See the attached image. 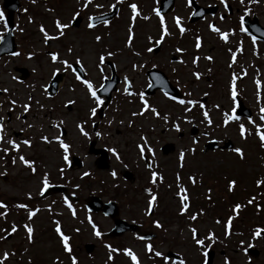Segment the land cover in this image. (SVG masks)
Here are the masks:
<instances>
[{"label": "rangeland", "instance_id": "rangeland-1", "mask_svg": "<svg viewBox=\"0 0 264 264\" xmlns=\"http://www.w3.org/2000/svg\"><path fill=\"white\" fill-rule=\"evenodd\" d=\"M21 1V8L15 16L17 36L15 38L20 55L6 56L0 62V87H7L9 90V95H1L0 100L14 98L18 104H21L26 101L27 96L33 97L31 110L26 117H22L21 120L16 119L21 112L17 107L13 111L12 119L6 121L5 127L8 135L18 142L21 141L20 138L32 141L30 148L21 145L20 154L35 161L37 171L33 174L18 160L16 165H12L11 158L16 153L11 150L4 160H0V172L7 169V177H0V201L8 205L6 216L0 217V229H9L13 223L18 226L15 234L0 241V252L5 250L15 252V256L6 264H29V260L31 264H57V258L59 264H71L69 254L64 252L59 237L54 231V221L57 220L61 224L62 231L70 237L71 255L77 258L79 264H132L130 258L123 255L122 251L115 253L113 261L108 262V250L104 247L105 244L117 249L131 248L139 257L140 264H161L158 258L152 257L145 251V245L149 241L137 239L136 237L140 236L138 233L126 231L119 236L109 235L113 220L102 212L91 213L85 208V202L92 195H100L104 201L115 199L123 218L130 222H140L142 232L146 231L144 228H149V231L155 234L154 244L157 250L166 253L175 252L186 260V264H202L203 259L201 250L192 242L188 231L189 225L197 227L201 237L209 230L215 233L217 240L214 249L218 253L215 264H224L225 256L229 258L231 264H248L249 257L251 264H264V238L252 241L254 247L259 248L257 256L251 253L245 254L240 245V241L243 240L244 246H247L255 228H264V185L257 187L255 183L257 179H264V166H262L264 150L260 148L255 126L248 124L247 116L238 114L241 117L240 121L230 122L227 126L222 124L223 114L230 112L233 106L229 95L233 73L240 77L236 82L238 96L244 106L251 110L252 119L257 124L261 123L258 117L259 107L264 105V43L257 38L253 45L252 35L240 31L236 22L243 11L237 9L230 16L223 8L218 13L217 20L214 16H209L198 25V29L188 32L189 27H186L185 22L188 15V10H185L186 1L180 0L183 9L178 8L177 13L170 15L169 21L166 20L169 35H166L165 40L156 46L159 50L150 54L145 49L153 47L154 42L161 35L159 20L152 12L156 0H129V3L138 5L141 16L150 17L148 21L140 17L135 20L131 50L125 47L131 16L129 3L123 6L119 20H115L109 28L89 30L85 27L86 20L83 24L67 30L63 38L45 44L38 30L39 26L43 24L50 35H55L54 20L58 17L62 22H68L73 12L81 10L83 0H64L61 10V6L58 8V0H36L35 3L31 0ZM236 1H238L237 6H241L239 0ZM114 2L116 0H93L89 11H97L99 8L95 7L96 4L109 8ZM245 2L247 3V0ZM1 3L2 0H0V11L4 12ZM251 10L252 15L259 16L264 23V0L251 4ZM221 15L224 16L222 21H220ZM175 16L182 18V25L187 29L184 35L177 33L178 28L173 22ZM29 17L32 19L31 23ZM209 23L215 24L222 31L231 30L228 41H221L218 34L208 28ZM194 31H199V35H193ZM4 32V23L0 22V34ZM96 35L102 37V42L94 40ZM149 36L152 37V42L147 39ZM195 36L201 38L200 49L195 47ZM241 45L242 52L237 53L236 62L231 63L229 49L235 51L237 46ZM68 47L73 48L71 56L66 53ZM177 48L183 51L176 52ZM51 51L58 52L60 59H68L69 62L79 55L87 74L86 78L91 80L97 89L106 77H111L110 66L106 64V60H110L109 64L116 65L121 82L113 93V100L104 108L103 116L100 117L98 113L94 118L89 116V108L95 105L71 71L65 73L56 95L51 99L47 97L41 86L48 84L54 68L61 67L50 61L47 53ZM106 51H111L114 55L106 58L101 73L96 67L97 56ZM28 52L34 53L31 59L27 58ZM135 52H139L140 55H134ZM196 56L200 59L194 66L191 60ZM206 56H211L212 61L204 59ZM180 60L184 63H179ZM133 64H143L144 67L134 70ZM153 65L163 70L172 84L179 87L180 93L183 94L182 99H193L203 103L204 110L209 112L213 123L208 125L204 121L203 110L198 106H193L191 111L185 112L184 108L187 105H180L168 99L158 88L149 95L144 94V97L151 106L158 109L161 116L168 114V123L165 124L150 112L133 117L131 113L139 112L142 107L138 94L144 93L149 88L151 82L147 77V71L154 68ZM16 66L26 67L32 72L31 76L21 84L12 79L16 73L14 70ZM174 68L175 72L172 71ZM193 71L201 73L199 80L192 76ZM125 76L131 81L129 91L135 95L129 96L123 92ZM255 79L261 81L259 102L256 98ZM188 93L191 95L189 96ZM204 93L208 95L205 96ZM67 99H73L76 103L70 108L66 107ZM37 100L44 105V109L38 107L35 103ZM217 104L220 105L219 108L214 107ZM9 107L10 105L5 102L3 114L7 119ZM236 107L238 108L237 100ZM61 120L64 123L59 129L51 127V123H59ZM93 120L97 121L98 125L94 126ZM109 120L112 121L111 125L108 124ZM130 120L131 126L128 123ZM85 121L84 128L89 133L87 137L75 127L76 123ZM173 122L180 125L181 132H176L172 128ZM240 123H243L247 129L244 139L239 134ZM26 124H32L33 127L27 128ZM193 125L198 126L200 131L199 141L196 144L192 142L195 136L190 133ZM21 128H23L22 132ZM96 132H100L101 136L97 137ZM205 132L208 135H204ZM21 133L23 134L18 136ZM42 135L49 137L50 140L53 136L60 135L70 144L69 160L71 155L80 157L83 162L82 167H75L70 171V164L66 165L61 159L62 150L58 143L46 144L40 139ZM141 135L146 137L148 146L154 151L153 156L152 153L147 152V149L145 150L149 162L154 164L153 169L146 166V160H143L136 148V145L141 143ZM211 139L218 140L220 145L231 143L232 146L204 150V145ZM93 141H98L103 149L106 148L109 168L101 169L97 166V160L103 162L105 159L101 152L98 154L90 152L91 148L98 149L96 144L92 145ZM168 142L174 143L175 150L170 154H163L161 147ZM2 147L8 145L0 144V148ZM234 147L243 148L245 152L243 161L231 151ZM108 148L117 150L120 155L119 161L108 151ZM192 148H195L194 153L188 151ZM181 150L185 152L182 168L179 166ZM3 155L4 153L0 152V156ZM60 168H64L63 176L58 171ZM113 170L117 173L115 178L110 174ZM153 170L163 176L162 182L150 183V173ZM85 171L90 175L82 177L81 173ZM126 171L132 172V180L131 176L128 178L123 176ZM44 172L49 173L50 184L71 181V192L75 195L69 201L76 211L75 217L71 215L61 196L50 195L41 198L38 195ZM177 174L180 176L179 183L187 189L190 197V209L184 216L178 214L180 205L176 196ZM189 176L196 178L195 185L189 181ZM230 179L237 181L235 191L232 193L227 190V182ZM76 185H79V188ZM147 188L158 197L150 216L144 214L149 199V193L145 191ZM209 188L211 193L208 192ZM29 192L32 193L31 200L27 198ZM209 195L211 199L207 198ZM252 196H256V202L248 205L247 200ZM18 203H28L29 208H38L39 212L29 222L26 210L15 207ZM236 203H240L243 207L232 221V235L225 237L224 226L227 218L233 215L232 207ZM256 203L260 205L259 211ZM49 205L51 211L48 210ZM201 209L204 214L199 215L197 221H188L187 215L199 213ZM88 216H91L103 233L101 238L93 235L86 219ZM157 219L163 224V229H157L152 223ZM217 220L220 223H216ZM142 222L146 225L143 226ZM24 223H31L34 228L35 242L32 244H29L24 229L20 227ZM77 228L79 232L75 231ZM0 235L3 233L0 232ZM221 250L224 253L221 254Z\"/></svg>", "mask_w": 264, "mask_h": 264}, {"label": "snow or ice", "instance_id": "snow-or-ice-1", "mask_svg": "<svg viewBox=\"0 0 264 264\" xmlns=\"http://www.w3.org/2000/svg\"><path fill=\"white\" fill-rule=\"evenodd\" d=\"M32 3H35L36 0H31ZM121 2V0H116V4H119ZM240 4L243 6L245 5V0H239ZM93 3V0H83V3L81 5V9H86L89 7V5H91ZM187 5H191L192 4V0H186ZM220 5L223 6L225 12L230 10V6L227 3V0H219ZM248 4H257L259 3V0H247ZM116 4L113 5H109V8H115ZM96 8H102L104 7L102 4H96L95 5ZM128 7L131 11V16H130V25L128 28V36H127V40H126V44L125 47H127L129 50H131L132 47V41L134 39V33H133V26L135 23V20L137 19V17L142 18L144 21H148L150 19L149 16L147 15H143L141 16V13L138 9V5L136 3H129ZM25 11H27L25 9ZM152 12L155 14V16L158 18L159 23H160V27H161V35L160 38L158 40H156L153 44V47H148L145 49V51L147 53L153 54L154 51H158V45H160L162 43V41L164 40V37L166 35H169L168 29L166 27V22H165V17L164 15H162L161 10L159 7H155L152 9ZM251 13V9L247 6H245L243 8V15L240 17V31L241 32H247L248 29L245 27L244 21L245 18ZM81 12L80 11H75L73 12L71 18L68 20V22H62L60 18H56L54 20V27L56 29V34L55 35H50L45 27L43 26V24H41L39 26V32L42 34L43 36V42L45 44H48L50 41H55L58 39L63 38L66 35V31L71 29L75 22H77L78 17L80 16ZM220 19L223 20L224 16L221 15ZM101 22L103 25L107 26L109 24V20L104 18V15L101 14L100 16H93V15H89L87 17V23L85 25V27L89 30H92L96 27V22ZM0 22L4 23V30L5 31H9V24L6 21L5 18V14L3 11H0ZM29 22H32L31 17H29ZM173 22L176 25V27L178 28L179 32L181 33V35L184 34V32L186 31V29L182 26V18L179 16H175L173 17ZM208 28L214 32L217 33L220 40L227 42L229 39V35H230V31H222L219 27H216L215 24L213 23H209L208 24ZM20 31H23V29H20ZM3 34H0V40H3ZM147 39L152 42V37L149 36L147 37ZM253 45H255L256 43V37L252 36L251 37ZM94 40L96 42H102V37L99 35H96L94 37ZM195 47L196 49H200L201 48V38L200 36L196 37V42H195ZM183 50L180 48L176 49V52H182ZM230 52V56H231V63H235L236 62V58H237V53L242 52V45L241 46H237L235 51H232L231 49H229ZM66 53L67 55L71 56L73 54V48L72 47H68L66 49ZM10 55L12 57H17L20 55L19 51H12L10 53ZM34 53L33 52H28L27 53V58L31 59L33 57ZM47 55L50 58V61L54 64V65H60L61 67H56L53 69L52 71V75L56 76L57 73L63 71L65 73L71 71L74 74L75 80L77 82H79L86 94L89 96V98L93 101L94 105L93 107H90L88 110V114L90 117H96L97 116V110L101 107V105L104 103V100L98 95V91L99 92H104L107 89V86L104 83H101L99 85V88L97 89L94 84L92 83L91 80H89L88 78H86L83 73H84V66H83V62L80 58L79 55H77L75 57V59L72 62H69L68 59H60L59 57V53L56 51H51L48 52ZM114 55L113 52L111 51H106V52H101L98 54L97 59H98V63L96 65L97 69L101 71V73L103 72L102 66L105 63L106 58H110ZM134 55L139 56L140 53L139 52H135ZM200 57L196 56L193 57V59L191 60V63L195 66L198 64ZM204 59L208 60V61H212V57L211 56H206L204 57ZM179 63L183 64L184 61L180 60L178 61ZM79 66V67H76ZM143 68L144 65L143 64H133L132 68L135 70L136 68ZM153 67H155V65H153ZM229 67H231V64L229 65ZM33 71H35V69H33ZM173 72L176 71V69H172ZM243 75H246V73H242ZM192 76L196 79L199 80L201 77V73L193 71L192 72ZM103 75L101 77V79L103 80ZM240 77L236 74L233 73L231 76V80H230V85H229V95L230 98L233 102V106L230 109V112H225L223 114V121L222 124L224 126L229 125L230 122H238L240 121L241 117L237 114V107H236V100H237V88H236V82ZM12 79L14 81H17L18 83H23L22 80H19L18 77L13 76ZM156 80L159 81V76L156 77ZM255 85H256V98H257V102L260 101L261 98V93H260V89H261V81L260 79H255L254 81ZM149 87H152V84L150 83L148 85ZM42 90L43 92L47 95V97L49 99L52 98L51 92L48 89L47 85H42ZM131 87V81L129 80V78L127 76L124 77V87H123V92L129 96L131 95H135V93H132L129 91ZM34 91V88H33ZM119 91V90H118ZM0 95H5L8 96L9 95V90L7 87L0 89ZM139 99L141 101L142 107L140 108L139 112H132L131 115L133 117L136 116H142L144 115L146 112H150L153 116L158 117L159 119H161L165 124L168 123L169 121V117L168 114H164L163 116H161V113L158 111V109L154 106H151L148 101L145 99L144 97V93L140 92L139 94ZM163 95L165 97H167L168 99L175 101L176 103L180 104V105H187L184 108L185 112H189L191 111L193 106H198L202 111V115L204 118V121L207 122L208 125H211L213 123V121L211 120V118L209 117V112L205 109V105L203 103H200L197 100H193V99H177L176 96H169L168 92H163ZM188 95L190 96L191 93H188ZM205 96H207V93H204ZM7 103L8 105H10V107L7 109V112L9 114H11L17 107H19L21 109V112L17 115L16 119L17 120H21L22 117H26V114H28L31 110L32 107V103H33V97L31 95L26 97V101L18 104L17 100L14 98H10L7 99L6 101H0V108H3L4 103ZM35 103L38 105V107L40 109H44V105L40 104L39 100L35 101ZM76 103L75 100L73 99H67L65 102V106L66 107H71L72 105H74ZM214 107L219 108L220 105H214ZM259 121L261 123L257 124L255 120L252 119L251 116H248L247 118V122L248 124L254 125L255 126V130H256V136L259 139L260 142V148L262 150H264V105L259 107ZM187 119V118H185ZM189 123L191 121H188ZM64 122L61 120L59 123H51V127L59 129L61 127V125ZM85 122H80V123H76L75 127L76 129L85 137H87L89 135V133L87 131H85L84 128V124ZM93 123H95V120H93ZM112 121L109 120L108 124L111 125ZM122 123V122H121ZM129 126H131L132 121L130 120L129 122ZM27 128H32L33 125L32 124H26ZM172 128L176 131V132H181V128L180 125L176 122L172 123ZM20 131H23V128L20 129ZM246 132L247 129L245 128V125L243 123L239 124V134L240 137L242 139L246 138ZM95 135L97 137L101 136L100 132H96ZM204 135H208L207 132L204 133ZM41 141H43L46 144H51L53 142L58 143L59 148L62 150V157L61 159L63 160V162L68 165L70 164V160H69V152H70V144L66 143L64 141V139L60 136V135H55L52 137V139L50 140L49 137L47 136H41L40 137ZM140 140L141 143L136 145V148L139 151V154L141 157L144 156L145 154V150L147 149L148 153H152L154 156V151L153 149L148 146L147 144V139L145 136L141 135L140 136ZM193 144L198 143V140L194 137L193 138ZM0 144H6L8 145V147H2L0 148V152H3L4 155L0 156V160H4L5 157L8 156L9 151L11 150L12 152L16 153V155H13L11 158V163L12 165H16L17 160L20 162V164L24 165L25 167H27L33 174L36 173L37 168L35 166V161L30 160L28 158H26L24 155L20 154V150H21V145L25 146V147H31L32 141L30 139H23L21 141H17L15 139H13L11 136L8 135V132L6 131V127H5V116L0 115ZM108 151L112 153V155L116 158L117 161L120 160V155L117 152V150L115 148H108ZM189 152L194 153L195 152V148L189 149ZM231 151L233 153L236 154V156L243 161L245 158V152L243 150V148L241 147H234L231 149ZM185 157V152L183 150L180 151L179 153V160L181 161L180 163V167H183V160ZM149 169H153L154 164L153 163H148L146 165ZM264 166V165H262ZM59 173L61 176H63L64 174V168H60ZM111 176L113 178L116 177L117 173L115 170H113L111 173ZM82 177H87L90 175L89 172L85 171L83 173H81ZM0 177H7V169H5V171L0 172ZM189 181L195 185L196 184V178L193 176H189L188 177ZM176 180H177V188L178 191L176 192V196L179 199V209H178V214L180 216H184L188 213L189 209H190V204H189V194L187 189L181 185L179 183L180 181V176L179 174H177L176 176ZM162 182L163 181V176L160 175L157 171H151L150 173V183L151 184H157V182ZM256 186L260 187L261 185H264V179H257L255 181ZM40 184L41 187L39 188L38 191V195L43 197L46 193V191L52 186L50 184L49 181V173L48 172H44L42 175V178L40 180ZM237 186V181L235 179H230L227 182V190L229 193H232L235 191V188ZM77 188H79V185H76ZM145 191L147 193H149V199L147 201V207L145 210V215L146 216H150L152 214L153 208L156 206V202H157V194L152 192L150 188L145 189ZM208 192L211 193V189H208ZM73 195H75V193H73ZM27 198L28 200L32 199V193L29 192L27 193ZM208 199H211V196L209 195L207 197ZM63 203L67 206V208L70 210L71 215L73 217L76 216V211L73 208L72 203H70L69 198L67 196L62 197ZM256 202V196H252L247 200V204L248 205H252ZM53 203H55L53 201ZM15 207L17 209H24L27 212V219L28 221H32L33 217L39 212V209H31L28 206V203H18L15 205ZM243 207V205H241L240 203H236L233 205L232 207V212L233 215L229 216L227 218V221L225 223V230H224V235L225 237H229L232 235L231 232V224L232 221L234 220V218H236V216L239 213V210H241V208ZM256 208L259 211L260 210V205L258 203H256ZM0 217H4L7 214V210H8V205L5 204L3 201H0ZM48 210L51 211V205L48 206ZM204 212L201 209L199 213H192L191 215H187V219L188 221L191 222H195L198 219L199 215H203ZM88 224L91 226L92 228V232L93 235L96 238H101L103 233L99 230L98 226L96 223L93 222L91 216L86 217ZM152 223L154 224V226L157 229H163V224L161 223L160 220H153ZM216 223H220L219 220L216 221ZM55 224V233L57 234V236L59 237V241L63 247V250L65 253L69 254L70 256V260H71V264H79L77 258L74 255H71L72 249L70 247L69 241H70V237L68 235H66L61 228V224L60 222L54 221ZM20 227H22L25 231L26 234V239L29 242V244H32L35 242V236H34V228L32 227L31 223H24L23 225H21ZM18 231V226L13 223L9 229H0V232L3 233V235H0V241H3L7 238H10L13 234H15ZM76 232H79V229H75ZM164 231H167L166 229H164ZM188 231L191 234V239L192 242L194 244V246H196L199 250H201V256H202V264H210L209 261V249L213 246V244L216 242L217 237L215 235V233L211 230H209L207 232L206 235L202 236L199 233V230L197 227L193 226V225H189L188 227ZM262 235H264V228L261 227H257L255 228V230L251 233V240L247 243V246L245 247V241L241 240L240 241V245L242 247V251L247 254L248 250L254 247V244L252 243V241L257 240L258 238H261ZM137 239H144V237L142 236H137ZM104 247L108 250V255H107V261L111 262L114 259V254L121 252L123 253V255H125L126 257L130 258L132 264H140V260L139 257L133 252V250L131 248H123L121 249H117L114 248L112 245L110 244H105ZM25 251H27V249H25ZM145 251L149 254H151L152 257L154 258H158L161 261V264H186V260L183 258H179V256H177V258L174 260L171 255L169 253H166L164 251L161 250H157L156 248H154V246L151 243H148L145 245ZM15 256V252H9L7 250L0 252V264H6L7 261H9V259L11 257ZM29 264H31V260H29ZM57 264H59V258H57ZM224 264H231V261L229 260V258L227 256L224 257ZM248 264H251V258L249 257V261Z\"/></svg>", "mask_w": 264, "mask_h": 264}, {"label": "water", "instance_id": "water-1", "mask_svg": "<svg viewBox=\"0 0 264 264\" xmlns=\"http://www.w3.org/2000/svg\"><path fill=\"white\" fill-rule=\"evenodd\" d=\"M171 4H172V2H170V5ZM4 6L8 9L7 22L9 23L10 30L4 35L3 40H1V42H0V57L4 54H10L12 51H15V49H16V43H15V39H14L13 29H14V14H15V11L19 7V1L18 0H5ZM167 9L168 8L164 9V11H167ZM246 23H247V26L250 28L251 31H253L254 33H256L262 37H264V34L259 32L260 31V28H259L260 25H259L258 19L256 17L253 20L248 17L246 20ZM76 67H79V66H76ZM20 70L22 72H24V74L28 73L26 68H20ZM148 75L152 80V87H150V89L148 90L149 93L153 92L157 88H161L163 91L168 92V94H170L172 96H180V92H179L178 88L174 87L171 84L168 77L162 71L152 70V71L148 72ZM157 76H159V81L156 80ZM63 77H64V73H57V75L52 78L50 85L48 87L51 94H54L57 91L58 86H59L60 82L62 81ZM117 81H118V77L116 76L115 71L113 69V79L111 81H109V86L107 88L108 99L110 98L111 91L115 88V84ZM238 112L241 115H244V114L250 115L251 114V111L248 108H246L241 101H240ZM191 132H192V134H196L198 132V128L196 126H193ZM231 146H232V144L228 143L226 145L221 146V148L224 149L226 147L228 148ZM218 147H220V146L216 140L209 141L208 144L205 145V148L207 150L208 149H216ZM174 149L175 148H174L173 144H165L162 147L164 154H168L169 152L173 151ZM99 151H96V153H98ZM102 152H103L104 157L106 159V151L104 150ZM106 167H108V164L103 165V168H106ZM128 174H130V173H128ZM52 189H55V188H52ZM46 192H48V190ZM97 201H99V199L94 198L89 203L90 207L93 208L94 210L100 209V207L97 206V203L99 204V202H97ZM106 211L108 213H110L112 215V217H114V219H115V227L111 231L112 235L122 234L123 232H125L127 230H134L136 228V226L128 223L127 221L120 219V218H116V214H118V210L115 207H114V210H112V211L108 210V209ZM213 255H214V253L210 252V260H209L210 264H212Z\"/></svg>", "mask_w": 264, "mask_h": 264}, {"label": "flooded vegetation", "instance_id": "flooded-vegetation-1", "mask_svg": "<svg viewBox=\"0 0 264 264\" xmlns=\"http://www.w3.org/2000/svg\"><path fill=\"white\" fill-rule=\"evenodd\" d=\"M179 1L180 0H176V6H175V8H174V10L173 11H171L170 13H168V14H166L165 16L166 17H168V16H170V15H174V14H176L177 13V11H178V8H181V9H183L182 8V5H180V3H179ZM186 1V0H185ZM228 1V4H229V6H230V10L229 11H227L228 13H227V15H230V14H233V12H235L237 9H239L240 11H243V8L245 7V6H247V7H249L250 9H251V4H247L246 2H245V5H241V6H237L238 5V1H236V0H227ZM159 2H160V0H156V5H155V7H158V4H159ZM197 2L199 3V4H201L202 6H204V7H211V6H215V5H217V10H216V12H215V15L216 14H218L222 9H223V6L222 5H220V3H219V0H197ZM122 9H123V6L121 5V3H120V9L118 10V14H120V12L122 11ZM108 10L109 9H103V10H99V11H96V13H91L90 11H89V9L88 8H86V9H81L80 10V12H81V14H80V16H79V18L81 19V22H80V24H83L86 20H87V17L89 16V15H94V14H96V15H98V14H102V13H106V12H108ZM185 10H188V15H187V20H186V22L187 23H189V24H192V25H196V24H200V22H202V20H205V19H207L209 16H211V15H204L203 16V18L202 19H199L198 21H191V17H192V14H193V12H194V6L192 5H187V3H186V6H185ZM251 12H252V10H251ZM198 14H200V11H199V13ZM197 14V15H198ZM252 14V13H251ZM242 15H243V13H242ZM241 15V16H242ZM194 16V15H193ZM180 17V16H179ZM259 17V16H258ZM200 18V17H199ZM235 20H237L236 18H235ZM240 20V17L238 18V20H237V22L236 23H239V22H241V21H239ZM259 20H260V22H261V19H260V17H259ZM262 23V22H261ZM263 25H264V23H262ZM100 25V24H99ZM264 27V26H263ZM16 71V70H15ZM31 71H30V73L28 74V77L27 78H29L30 76H31ZM15 77H18L19 78V80H22V81H24V79H20V74L18 73V72H16L15 74ZM26 78V79H27ZM0 89H2L1 87H0ZM0 97H1V95H0ZM1 101V100H0ZM3 109H4V106H3V108H0V115H3V116H5L4 114H3ZM12 116H13V112L11 113V114H9V118L7 119L6 117H5V124H7V120H11L12 119ZM25 118V117H24ZM23 133H21V134H19L18 136H20V135H22ZM25 136V135H24ZM95 144H96V147L98 148V149H100V148H102L100 145H99V142L98 141H95ZM74 158V155H71L70 156V161H71V163H72V159ZM73 168H72V166H71V164L69 165V170L71 171ZM57 184H63V185H65V187L62 189L63 190V193L62 194H59V195H61V196H67L68 198H72V196H73V193L71 192V181H69V182H65V181H62V182H59V183H57ZM74 198V197H73ZM75 200H76V198H74ZM121 214V213H120ZM136 222V221H135ZM138 223V222H137ZM143 223V222H142ZM138 225H139V229L136 231V233H138L140 236H142V235H145V236H148V235H150L148 232H150L149 231V228H144L146 231H144V232H142L141 231V223L139 222L138 223ZM144 225H146V223H143V226ZM152 238L151 239H149L150 240V242H152V243H154L155 242V240H156V237H155V235H153V236H151ZM154 247H155V244H152Z\"/></svg>", "mask_w": 264, "mask_h": 264}]
</instances>
